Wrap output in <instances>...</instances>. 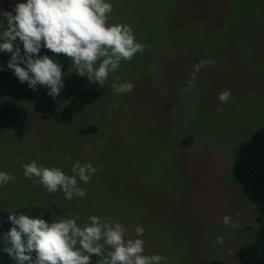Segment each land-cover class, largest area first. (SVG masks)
<instances>
[{"label":"rangeland","instance_id":"374dc122","mask_svg":"<svg viewBox=\"0 0 264 264\" xmlns=\"http://www.w3.org/2000/svg\"><path fill=\"white\" fill-rule=\"evenodd\" d=\"M18 2L0 0V10ZM110 2L109 23H127L152 47L103 86L41 47L38 55L61 65L64 87L53 98L46 86L21 83L7 66L11 53L0 50V171L14 177L0 185V209L33 205L52 222L79 214L78 224L111 217L127 238L142 226L145 254L164 256L162 264H239L235 250L257 240L259 225L231 165L264 125V0ZM14 46L23 55L19 38ZM116 76L133 90L116 94ZM225 89L231 97L221 103ZM32 160L68 175L77 161L102 170L78 180L86 197L69 201L25 177L22 164Z\"/></svg>","mask_w":264,"mask_h":264},{"label":"clouds","instance_id":"9594fccd","mask_svg":"<svg viewBox=\"0 0 264 264\" xmlns=\"http://www.w3.org/2000/svg\"><path fill=\"white\" fill-rule=\"evenodd\" d=\"M112 8L110 0H21L13 11L0 10V16L7 21L6 26L0 22V50L11 53L8 68L21 83L27 82L32 90L37 85L46 86L48 95L55 98L64 87L62 70L58 61L38 55L45 47L69 57L78 75L103 86L122 62L131 61L137 53L152 47L138 42L127 23H109ZM17 38L22 42L23 55L20 47L14 46ZM150 70L155 71V66ZM111 87L121 94L131 92L134 84L120 82L116 76ZM230 97L228 89L218 95L221 103H227ZM22 167L26 178H37L36 183L49 194L62 190L69 201L74 196L86 197L78 180L87 184L94 173L102 170V166L79 161L72 165V175L38 160ZM13 180L10 173L0 171V185ZM8 219L12 227L2 237L3 252L16 264H90L93 255L102 258L99 264H162L165 260L160 254H145L142 226L133 225L135 238H127L128 228L111 217L90 215L83 224L77 223L81 220L79 214L60 215L51 224L23 213H10ZM223 220L227 225L231 218L224 216ZM217 242L222 244L223 237H217Z\"/></svg>","mask_w":264,"mask_h":264},{"label":"trees","instance_id":"16d2710c","mask_svg":"<svg viewBox=\"0 0 264 264\" xmlns=\"http://www.w3.org/2000/svg\"><path fill=\"white\" fill-rule=\"evenodd\" d=\"M231 174L240 184L244 197L254 204L257 210L254 220L259 225L257 240L239 246L234 252V258L239 264H264V125L238 147L231 165ZM10 213H23L52 223L50 212L38 206H16L8 211L0 209V264H16V261L3 252L2 237L12 227V222L8 219ZM32 256L34 261L35 253ZM101 259L93 255L90 264H99ZM212 264L220 263L213 261Z\"/></svg>","mask_w":264,"mask_h":264}]
</instances>
